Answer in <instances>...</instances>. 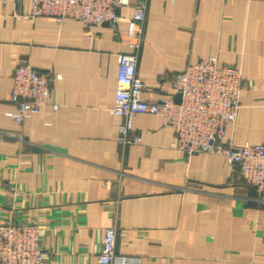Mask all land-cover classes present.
Returning a JSON list of instances; mask_svg holds the SVG:
<instances>
[{"label": "crops", "instance_id": "1", "mask_svg": "<svg viewBox=\"0 0 264 264\" xmlns=\"http://www.w3.org/2000/svg\"><path fill=\"white\" fill-rule=\"evenodd\" d=\"M29 12V0H0V219L40 226L41 264H101L112 225L125 264H264V192L238 165L174 147L159 114H136L129 137L140 141L118 142L112 107L132 8L117 29ZM208 56L245 80L227 142L263 143L264 0H149L143 99L178 97L175 75ZM26 62L48 74L52 96L16 123L12 71Z\"/></svg>", "mask_w": 264, "mask_h": 264}, {"label": "built area", "instance_id": "2", "mask_svg": "<svg viewBox=\"0 0 264 264\" xmlns=\"http://www.w3.org/2000/svg\"><path fill=\"white\" fill-rule=\"evenodd\" d=\"M149 0H29L30 15L48 16L58 23L67 18L80 20L86 27L108 24L117 29L125 6L132 8L128 34L132 51L119 54L115 104L112 112L123 118L117 140L122 145L140 141L129 137L133 117L140 113L162 116L174 129L172 145L188 154L218 153L230 165H238L244 179L264 192V142L235 146L226 140V126L238 118L240 93L245 80L240 66L220 64L208 56L188 65L173 79V90L157 101L142 98L146 81L137 73L138 55L144 35ZM57 75V78H60ZM13 88L9 99L14 103L13 119L22 123L38 113L52 96L47 73L30 63L17 64L12 71ZM54 107H57L55 104ZM42 230L36 223L0 219V264H41L47 252L41 245ZM117 227L104 230L97 257L101 264H125L116 253Z\"/></svg>", "mask_w": 264, "mask_h": 264}, {"label": "rangeland", "instance_id": "3", "mask_svg": "<svg viewBox=\"0 0 264 264\" xmlns=\"http://www.w3.org/2000/svg\"><path fill=\"white\" fill-rule=\"evenodd\" d=\"M242 175V174H241ZM243 177V176H242ZM243 179H244V177H243ZM245 180V179H244ZM245 182H247L246 180H245ZM248 183V182H247ZM248 184H250V183H248ZM251 185V184H250ZM257 190V189H256Z\"/></svg>", "mask_w": 264, "mask_h": 264}]
</instances>
